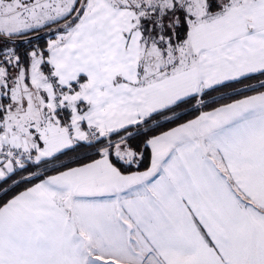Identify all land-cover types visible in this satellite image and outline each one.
<instances>
[{"label":"snow or ice","instance_id":"1","mask_svg":"<svg viewBox=\"0 0 264 264\" xmlns=\"http://www.w3.org/2000/svg\"><path fill=\"white\" fill-rule=\"evenodd\" d=\"M0 264H264V0H0Z\"/></svg>","mask_w":264,"mask_h":264}]
</instances>
